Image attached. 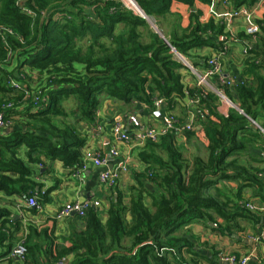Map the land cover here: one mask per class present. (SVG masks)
<instances>
[{"label":"trees","instance_id":"1","mask_svg":"<svg viewBox=\"0 0 264 264\" xmlns=\"http://www.w3.org/2000/svg\"><path fill=\"white\" fill-rule=\"evenodd\" d=\"M135 1L150 17L169 13L174 2L190 8L195 3ZM229 1L239 8L256 0ZM122 23L128 27L127 35L115 36V27ZM257 23L264 34V18ZM145 25L147 19L120 0H0V115L10 125L0 128V192L27 199L33 195L39 198L37 202H45L47 192H42V186L35 181L33 165L43 169L46 159L60 160L70 168L81 167L82 148L88 139L81 125L97 124L105 97L127 105L143 103L151 109L156 107V98H163L169 109L177 98L186 96L206 105L209 100L220 99L213 92L204 95L197 85H184L180 72L184 64L171 47L186 58L194 48H218L223 42L219 37L225 34L223 26L212 18L202 23L200 12L193 10L188 25L183 27L179 22L172 34L164 33L166 40L151 30L149 41L144 42L137 28ZM88 34L94 39L84 49L77 40ZM104 36L112 39L114 47L110 51L103 47L97 52L95 46ZM251 36L239 34L243 38ZM261 41L259 38L249 50V65L253 68L264 65ZM261 56L260 62L254 60ZM36 77L31 83L30 79ZM257 83L252 86L237 82L235 91L243 113L233 110L223 116L212 111L217 120L199 114L209 141L206 159H187L175 132L158 142H146L140 157L147 163V170L137 176L138 185L131 187L129 203L116 191L105 220L91 207L84 218V230L74 232L61 244L45 229L44 242H24V262L185 264L182 249L190 250L193 245L176 234L183 226L215 222L217 216L225 222L221 228L229 230L238 217H250L245 210L229 209L228 201L216 196L221 193L216 184L253 170L229 157L253 142V134L246 135L252 126L247 116L256 120L259 109L264 107V78L260 77ZM69 97L76 102L70 112L62 105ZM185 133L190 136L192 132ZM143 179L153 188L148 189ZM212 189L216 192L211 193ZM9 222H14V217L0 204V243L11 236L6 227ZM19 222L15 220L17 227ZM69 255L74 257L71 263L67 262Z\"/></svg>","mask_w":264,"mask_h":264},{"label":"crops","instance_id":"2","mask_svg":"<svg viewBox=\"0 0 264 264\" xmlns=\"http://www.w3.org/2000/svg\"><path fill=\"white\" fill-rule=\"evenodd\" d=\"M242 7L248 8L252 15L232 17L231 12L236 7L229 0H209L208 3L195 0L192 8L180 2H174L171 8L172 10L175 8L181 14L183 27L188 25L189 16L193 10L200 12L202 23L212 18L217 25L223 26L225 34L219 37L223 41L220 47L194 48L189 51V59L199 70H204L208 58L225 50L221 59L224 74L234 78L235 84L229 87H220L216 77L212 79L211 83L216 89L222 88L234 105H230L221 98L209 100L206 105L199 101L194 102L195 99L186 96L183 99L177 98L171 109L167 107V103L160 108L151 109L143 103L127 105L123 101L103 98L97 114V124L95 126L81 125V130L88 135L82 153L89 148L98 150L107 158V164L94 166L89 163L82 169L81 167H66L60 160L44 159L45 168L41 169L39 168L41 165H33L35 181L42 186V192H47L45 202L39 200L37 206L29 204V199L24 196L0 192V204L7 207L11 216L14 217V222L6 224L7 232L11 236L0 243V264H13L10 258L6 259L2 256L11 248L13 250L19 242L26 240L30 244L44 242L43 232L45 229H48L60 244L74 232L84 230L85 220L76 214L62 219L56 218L59 209L67 202L98 200L100 204L94 208L97 209L102 220L107 217L110 199L116 191H120L124 196L125 203H129L131 187L138 185L137 176L144 174L147 170V163L140 157L141 152L145 150L146 143L136 145L118 140L112 133L113 125L116 122H120L124 130L133 135L144 130L149 124H163L170 113L175 114L181 123L188 121L193 113L196 117V130L190 133V136L185 132H177L176 141L187 159L194 156L207 158L209 141L202 129L199 114L210 115L213 120L217 119L212 115V111L228 116L231 111L238 110L237 107L240 108L235 91L237 82L242 81L245 84L256 86L258 79L264 78V65L253 68L249 65V56L244 52L247 48L251 49L259 38H262V43L264 42L263 31L260 30L259 34L251 36V39L239 37L241 32L246 33L249 26L258 25V20L264 18V0L243 4ZM262 56L254 60L260 62ZM181 74L184 85L196 86L195 79L187 78L183 72ZM254 121L255 123L250 121L252 126L249 133H246L249 136L253 134V142L245 150L229 157V159L237 158L240 165L253 170H249L247 174L237 179L221 180L216 184V187L221 191L216 196L223 201H228L229 209L245 210L246 214L251 216L238 217L230 225L229 230L221 228L225 226V222L217 216L214 220L217 225H214L215 222L201 221L183 226L176 234L186 237L193 245L190 250L188 247L182 249L181 258L185 264H227L218 257L221 251L236 254L251 253L252 258L249 264H264V240L255 243L251 239V236L258 235L264 230V213L253 212L246 207L247 203L264 206V177L259 176L264 172V107L259 109V116ZM114 146L119 150V155H111V148ZM161 155L165 157L162 149ZM105 171H120L116 185L110 187L100 181V175ZM248 178L250 179L247 180ZM143 181L148 189L153 188L147 179H143ZM215 192V189L211 190V193ZM31 198L36 201L39 199L33 195ZM15 220L20 221L18 227ZM6 245L10 248L5 251L4 246ZM10 255L14 257L13 260L22 263L21 259L11 253ZM73 258V255H69L67 262L71 263Z\"/></svg>","mask_w":264,"mask_h":264},{"label":"built area","instance_id":"3","mask_svg":"<svg viewBox=\"0 0 264 264\" xmlns=\"http://www.w3.org/2000/svg\"><path fill=\"white\" fill-rule=\"evenodd\" d=\"M136 3V1L134 0ZM137 4V3H136ZM126 5V4H124ZM252 15V12L246 7L235 8L231 12L232 17H240L245 16L249 17ZM11 32L10 30H8ZM260 32V27L255 24L251 25L247 28L246 33L252 36H256ZM171 50L180 58V61L184 64V66L190 68L194 75L197 78L196 85L203 90L204 95L209 94L210 92H216L217 95L228 102L230 105H234L233 102L226 96L222 88H215L211 81L213 78H217L220 87H229L235 84L234 78L228 77L224 74L222 56L225 53L224 51H219L217 54L211 56L206 60V67L204 70H199L195 67L191 61H189L185 56L180 54L174 47H171ZM250 48L245 49V54L250 56ZM13 84H16L13 81ZM194 102H198V99L193 100ZM165 100L163 98H156L155 106L160 108L165 105ZM240 112V111H239ZM195 115L191 113V117L188 121L181 123L177 116L173 113H170L166 121L163 124H149L144 130L139 131L133 135L126 132L123 128V125L120 122H116L113 125L112 133L113 135L120 141L126 143H135L136 145H144L148 141L158 142L162 137L167 135L170 132H187V131H195ZM10 125L8 122L3 120V116L0 115V128L6 129ZM111 155L116 156L119 155V150L117 147L111 148ZM93 164L94 166H105L107 164V158L103 156V154L94 149H86L83 152V164L81 166L82 169L86 167L87 164ZM120 172V171H119ZM119 172H110L105 171L100 175V181L108 186H114L117 183L119 178ZM260 177H264V172L259 174ZM29 204L32 206H37L36 199H29ZM100 204L98 200H76L72 202L65 203L58 211L56 218L62 219L69 217L71 214L75 213L77 216L81 218H85L87 213L91 207H96ZM247 209L253 212L264 213V206L257 205L254 203H247ZM214 225H217L214 223ZM252 241L255 243H260L264 240V230L261 231L260 234L251 236ZM12 255L18 257L22 261L26 260L27 255V247L24 242H19L12 250ZM218 257L221 261L226 262L227 264H249L252 254H236V253H226L219 252Z\"/></svg>","mask_w":264,"mask_h":264},{"label":"rangeland","instance_id":"4","mask_svg":"<svg viewBox=\"0 0 264 264\" xmlns=\"http://www.w3.org/2000/svg\"><path fill=\"white\" fill-rule=\"evenodd\" d=\"M120 1L123 4H126V6L129 7L130 9H133V11L136 14H139V15L143 14V12H142L143 10L134 2V0H120ZM177 14L180 15V17ZM181 17H182L181 14L175 8L173 10L171 9V11L169 13H166L165 15L160 16V17L148 16V19H147L148 25L139 26L137 28L140 35H141V39L144 42H148L150 39L151 30L156 32L157 29L163 35H164V33L172 34L173 30L179 26V22L181 23V20H182ZM127 33H128V27L125 26L123 23L117 25L114 29V35L115 36L119 35V34L126 36ZM93 39L94 38H93L92 34H88L85 37L78 39L77 43L79 46L83 47L84 49H87L89 44L93 42ZM103 47H105L108 51L113 49L114 43L112 42V39L109 36L102 37L95 46L97 52H100V49ZM175 57L178 60H180V58L177 55H175ZM187 59L189 60V58H187ZM10 65L12 67L13 63ZM180 72H183L187 78H190L191 80L195 79V81L197 82V78L192 73V70L190 68L184 66V68H182L180 70ZM36 80H37V77L34 78L33 80L30 79L31 83L36 81ZM62 105L64 106V108L68 112H70L71 110L75 109L76 102H75V99L73 97H69V98L63 100ZM70 118H71V116H69V119ZM17 120H18V115L16 117V121ZM191 132H193V131H191ZM8 248H10V246H7V245L4 246L5 251ZM10 253L12 254V248H11V250H8L7 252H5L4 255L2 256V258H6V259L10 258V261L13 264H19L20 262L13 260L14 257H11ZM22 263H24V261H22ZM22 263H20V264H22Z\"/></svg>","mask_w":264,"mask_h":264},{"label":"water","instance_id":"5","mask_svg":"<svg viewBox=\"0 0 264 264\" xmlns=\"http://www.w3.org/2000/svg\"><path fill=\"white\" fill-rule=\"evenodd\" d=\"M142 12H143L142 16H143L144 18L148 19V15H147L144 11H142ZM156 32H157L162 38L165 39V36H164L163 34H161V33L158 31V29L156 30ZM165 40H166V39H165ZM237 109H238V111H240L241 113H243V111H242L239 107H237ZM156 113H157V112H156ZM247 117H248V119H249L250 121H252L253 123H255L254 119H252V118L249 117V116H247ZM73 214H75V213H73Z\"/></svg>","mask_w":264,"mask_h":264}]
</instances>
